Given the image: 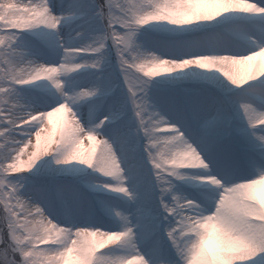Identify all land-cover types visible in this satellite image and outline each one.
<instances>
[{"label": "snow or ice", "instance_id": "6c2138e0", "mask_svg": "<svg viewBox=\"0 0 264 264\" xmlns=\"http://www.w3.org/2000/svg\"><path fill=\"white\" fill-rule=\"evenodd\" d=\"M0 264H264V0H0Z\"/></svg>", "mask_w": 264, "mask_h": 264}]
</instances>
